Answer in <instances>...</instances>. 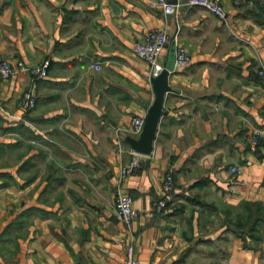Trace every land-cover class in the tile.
<instances>
[{"label":"crops","instance_id":"0c3cea01","mask_svg":"<svg viewBox=\"0 0 264 264\" xmlns=\"http://www.w3.org/2000/svg\"><path fill=\"white\" fill-rule=\"evenodd\" d=\"M217 1L225 20L187 0H166L174 14L158 0H0V62L49 63L21 119L28 74L0 78V264H124L129 245L138 264H264V0ZM154 29L170 36L162 64L175 43L191 60L169 72L152 151L119 188L130 123L154 98L131 48ZM118 190L138 211L128 225Z\"/></svg>","mask_w":264,"mask_h":264},{"label":"built area","instance_id":"2783aa9c","mask_svg":"<svg viewBox=\"0 0 264 264\" xmlns=\"http://www.w3.org/2000/svg\"><path fill=\"white\" fill-rule=\"evenodd\" d=\"M158 3L163 7V11L166 14H174L176 11L175 5L169 4L166 0H158ZM187 3L191 6H200L212 14H214L219 20H225L226 12L217 0H187ZM170 41V36L167 32L162 29H154L150 31L144 38L136 41L131 51L138 58L148 63L150 68V78L156 77L162 70L167 66L159 61L160 55L163 49L167 46ZM190 56L184 46L175 43L173 49V58L171 67L168 68V73L176 68L184 67L190 63ZM48 61L45 60L41 64L31 65L25 63L23 60H16L15 63L10 64L7 60L0 62V78L9 79L12 75L17 72L27 73L30 78V85L26 88L19 99V119L28 113L36 103V97L33 91V85L44 79L47 76ZM257 76L264 80V68L257 70ZM144 124V117H135L130 123V132L136 136L142 131ZM258 143L257 132L252 136L249 147L252 151L255 150ZM143 155L134 152L132 149L129 150L128 160L122 164L118 172V185L124 183L125 179L139 167L141 158ZM229 171L232 174H240V168L232 165L229 167ZM173 187V178L170 172L166 174L161 184V192L164 196H167L169 191ZM166 207V201L160 200L156 203L155 208L157 211H161ZM114 210L117 218L124 224L128 225L138 216V211L133 206V199L128 194L122 193L120 190L117 191L114 200ZM124 264H138L134 253V247L129 245L125 251Z\"/></svg>","mask_w":264,"mask_h":264},{"label":"water","instance_id":"95a60500","mask_svg":"<svg viewBox=\"0 0 264 264\" xmlns=\"http://www.w3.org/2000/svg\"><path fill=\"white\" fill-rule=\"evenodd\" d=\"M168 68H170L168 66ZM167 67L156 77L151 78L154 98L144 117V124L141 133L137 138L126 137L130 148L141 155H149L153 148V141L156 135L159 119L162 114L164 94L168 88Z\"/></svg>","mask_w":264,"mask_h":264}]
</instances>
